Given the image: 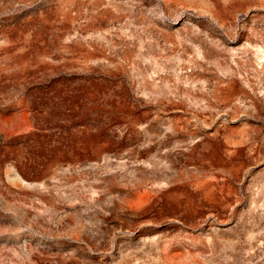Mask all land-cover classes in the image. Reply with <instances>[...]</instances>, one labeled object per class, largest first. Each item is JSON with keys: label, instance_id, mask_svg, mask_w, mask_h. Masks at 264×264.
Segmentation results:
<instances>
[{"label": "rangeland", "instance_id": "1", "mask_svg": "<svg viewBox=\"0 0 264 264\" xmlns=\"http://www.w3.org/2000/svg\"><path fill=\"white\" fill-rule=\"evenodd\" d=\"M0 264H264V0H0Z\"/></svg>", "mask_w": 264, "mask_h": 264}]
</instances>
